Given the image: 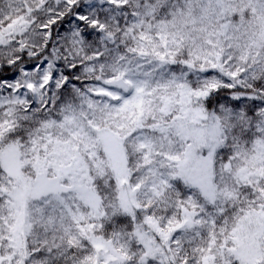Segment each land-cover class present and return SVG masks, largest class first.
<instances>
[{"label": "snow or ice", "instance_id": "1", "mask_svg": "<svg viewBox=\"0 0 264 264\" xmlns=\"http://www.w3.org/2000/svg\"><path fill=\"white\" fill-rule=\"evenodd\" d=\"M0 264H264V0H0Z\"/></svg>", "mask_w": 264, "mask_h": 264}]
</instances>
